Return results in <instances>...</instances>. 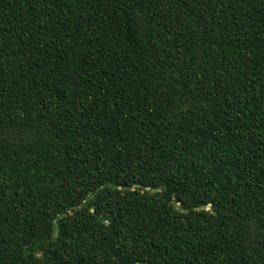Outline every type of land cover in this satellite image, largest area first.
<instances>
[{"label":"trees","instance_id":"obj_1","mask_svg":"<svg viewBox=\"0 0 264 264\" xmlns=\"http://www.w3.org/2000/svg\"><path fill=\"white\" fill-rule=\"evenodd\" d=\"M0 264H264V0H0Z\"/></svg>","mask_w":264,"mask_h":264},{"label":"water","instance_id":"obj_2","mask_svg":"<svg viewBox=\"0 0 264 264\" xmlns=\"http://www.w3.org/2000/svg\"><path fill=\"white\" fill-rule=\"evenodd\" d=\"M179 204H176V206H178ZM56 232H57V230H56Z\"/></svg>","mask_w":264,"mask_h":264}]
</instances>
